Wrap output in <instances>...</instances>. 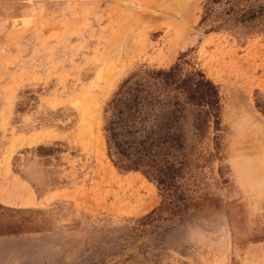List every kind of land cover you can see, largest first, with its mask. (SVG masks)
Here are the masks:
<instances>
[{"label":"rangeland","instance_id":"374dc122","mask_svg":"<svg viewBox=\"0 0 264 264\" xmlns=\"http://www.w3.org/2000/svg\"><path fill=\"white\" fill-rule=\"evenodd\" d=\"M203 2L0 0V264H264V10ZM174 63L219 111L184 119L165 196L103 126L124 79Z\"/></svg>","mask_w":264,"mask_h":264},{"label":"trees","instance_id":"16d2710c","mask_svg":"<svg viewBox=\"0 0 264 264\" xmlns=\"http://www.w3.org/2000/svg\"><path fill=\"white\" fill-rule=\"evenodd\" d=\"M263 10L260 0H204L200 21L212 15L254 17ZM106 111L103 130L108 156L122 168L140 170L154 179L169 196L173 174L168 161L181 152L182 123L188 117L196 135L209 119L216 129L219 96L201 71L180 73L174 63L147 70L137 79H124L108 100Z\"/></svg>","mask_w":264,"mask_h":264}]
</instances>
